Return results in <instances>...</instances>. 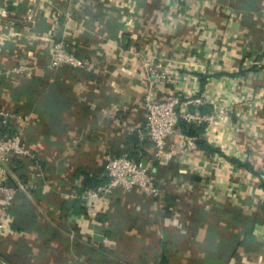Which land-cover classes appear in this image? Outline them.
Masks as SVG:
<instances>
[{
	"label": "crops",
	"instance_id": "0c3cea01",
	"mask_svg": "<svg viewBox=\"0 0 264 264\" xmlns=\"http://www.w3.org/2000/svg\"><path fill=\"white\" fill-rule=\"evenodd\" d=\"M61 40L85 70L49 67ZM165 70L158 99L241 112L199 136L181 121L178 154L151 166L159 195L118 189L93 216L73 196L107 181L108 154L151 158L143 93ZM14 132L35 158L9 162L28 189L6 209L0 194V264H264V0H0V136Z\"/></svg>",
	"mask_w": 264,
	"mask_h": 264
},
{
	"label": "built area",
	"instance_id": "2783aa9c",
	"mask_svg": "<svg viewBox=\"0 0 264 264\" xmlns=\"http://www.w3.org/2000/svg\"><path fill=\"white\" fill-rule=\"evenodd\" d=\"M48 65L50 68L69 66L83 71L89 65V61L84 56L77 55L75 51L70 50L66 41L61 40L54 43L48 56ZM168 80L167 70L160 73L152 71L147 78L148 89L143 93L142 106L148 145L152 149L151 158L147 162H137L128 156L108 154L105 157L107 182L94 188L85 189L80 195L73 196V198L81 200L87 208L93 209V216L97 215L102 204L118 189L131 190L137 187L141 192L159 195V190L155 187L151 174V166L169 163L176 157L178 152L170 148L168 138L181 121L202 127L203 131L208 133L217 125V122H225L228 117L235 115L239 110L232 104L216 107L210 112H202L199 109L194 111L178 110V98L160 100L156 96V88ZM189 103L204 106L206 101L195 99L190 100ZM238 112L240 113L241 109ZM23 120L26 122L28 117H23ZM190 146L193 145L190 144ZM34 158L32 149L20 134L8 138L0 136V194L3 196L4 209L10 206L13 196L18 191L28 189L27 184L13 181L9 162L16 159L31 160Z\"/></svg>",
	"mask_w": 264,
	"mask_h": 264
},
{
	"label": "trees",
	"instance_id": "16d2710c",
	"mask_svg": "<svg viewBox=\"0 0 264 264\" xmlns=\"http://www.w3.org/2000/svg\"><path fill=\"white\" fill-rule=\"evenodd\" d=\"M200 131H202V127H200L199 129H197L196 131L194 130V128H192V130H190L189 131V134L190 135H192V136H199L200 135ZM11 135L12 136H14V135H16V132H14V133H11ZM10 135V136H11ZM196 143L198 144V145H200V146H203V149H206V150H208L209 152H219V150L218 149H215V148H210L209 146H207V145H205V141H203V140H201V139H198L197 141H196ZM129 157V156H128ZM131 158V157H130ZM133 159L134 160H136L137 162L139 161V160H137V159H135V157H133ZM15 161V163L18 165V167L19 166H22L23 164V161H19L18 159H16V160H14ZM34 162V160H30L29 162L31 163V162ZM28 164V163H27ZM16 165V166H17ZM107 182V181H106ZM105 182V183H106ZM105 183H101V184H96V185H94V186H92V181L88 178H86L85 180H84V184L86 185V186H84V189L83 190H85V189H88V188H94V187H97V186H99V185H102V184H105Z\"/></svg>",
	"mask_w": 264,
	"mask_h": 264
}]
</instances>
